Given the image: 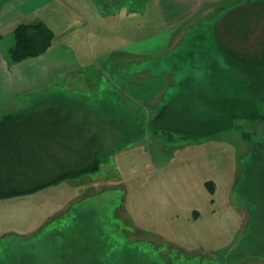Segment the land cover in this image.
Instances as JSON below:
<instances>
[{"label":"rangeland","instance_id":"obj_1","mask_svg":"<svg viewBox=\"0 0 264 264\" xmlns=\"http://www.w3.org/2000/svg\"><path fill=\"white\" fill-rule=\"evenodd\" d=\"M119 2L139 5L131 24L141 39L131 47L138 55L129 56L126 32L104 34L110 38L90 43L98 57H120L108 63V81L99 72L76 73L89 87L70 76L79 92L42 96H69L110 128L101 138V169L0 199V264H264V149L256 146L264 120L237 118L233 129L209 136L197 127L214 111L233 120L229 113L241 110L211 108L213 96L248 97L264 113L262 94L223 56L211 23L165 34L145 23L155 0ZM246 7L245 20L263 17L248 43L239 39L237 18L218 31L224 43L252 52L264 45V14L255 1ZM208 10L207 18L218 11ZM103 20L116 32L127 23Z\"/></svg>","mask_w":264,"mask_h":264},{"label":"trees","instance_id":"obj_2","mask_svg":"<svg viewBox=\"0 0 264 264\" xmlns=\"http://www.w3.org/2000/svg\"><path fill=\"white\" fill-rule=\"evenodd\" d=\"M255 2L263 15V6L259 5L264 0ZM262 18L253 14L247 20L249 25L244 26V33H252L251 26L261 24ZM248 35L241 40L243 43L248 41ZM14 38L9 54L11 63H18L46 53L53 46L55 33L43 21H36L19 24ZM219 44L221 53L239 66L248 83L252 81L255 92L262 94L264 102V45L260 50L244 52L221 40ZM211 101V108L217 106L220 112L238 105L241 110L229 113L233 120L226 119L225 113L214 111L215 117L209 123L197 126L202 128L203 136L233 129L237 118L264 120V113L248 97L217 94ZM73 102L69 96H58L54 101L31 103L10 111L1 118L0 199L35 193L101 169L100 157L107 149L101 138L110 128ZM261 141L256 146L264 149V140Z\"/></svg>","mask_w":264,"mask_h":264},{"label":"crops","instance_id":"obj_3","mask_svg":"<svg viewBox=\"0 0 264 264\" xmlns=\"http://www.w3.org/2000/svg\"><path fill=\"white\" fill-rule=\"evenodd\" d=\"M108 1L109 4L106 3ZM251 1L260 0H155V11H152L151 14L157 21L153 18L152 21L145 23L150 26H157L158 24L161 33L165 34L175 31L183 25H188V30L204 22L211 23L216 45L221 49L219 41H222V38L227 39L222 37L218 30L221 27L222 32L233 18H237L235 24H239L243 31L242 37L239 39L243 40L245 35H248V33H244L247 20H245L246 14L242 10L247 8L246 5ZM113 2L114 0H1L0 120L10 111L22 109L31 103H41L44 98L42 97L43 94L48 91L61 90V92L65 91L66 93L71 91L73 94L79 92L76 90L79 88L71 87L73 82L70 76L73 77L76 73L84 76L90 72H99L100 77L105 76L106 81H108L105 75L106 71L111 69L108 63L116 61V59L119 60L120 57L115 58V54L108 57H98L99 53L91 50L95 44L90 42L109 39L110 37H105L108 34L115 37L116 33L126 32L127 37L124 39L128 41L125 46L128 47L129 56L138 55L137 49L134 51L131 47L136 46L141 39L138 38L137 27L131 24L135 20L134 16H136L132 15V11L139 9V5L131 3L128 7L121 2ZM212 8H216L218 11L215 12L213 19L207 18L205 14L208 13V9L212 10ZM142 10L145 11L146 8H142ZM141 17L147 19V11ZM103 19H109L110 24H114L113 27H116V24L121 25L123 21L127 23H123L121 29L118 26L116 32V28L113 30L112 26L108 29L104 28ZM36 21H43L54 31L53 46L40 56L11 63L9 53L15 42V28L21 23ZM104 34L105 36H103ZM131 34H136V37L130 36ZM230 37L232 40H238L234 33ZM168 39L166 38V40ZM145 48L144 55L146 57L148 54L149 56L152 55L148 51L150 47ZM96 57L99 59H95ZM62 73L64 77L61 78ZM76 79H80L82 82L83 85L80 84L81 82L79 83L82 85L81 89L89 87V85L86 86L82 78ZM42 87L44 91L41 90ZM31 91L33 99H28L26 95L30 94ZM98 98L101 99L102 97Z\"/></svg>","mask_w":264,"mask_h":264}]
</instances>
